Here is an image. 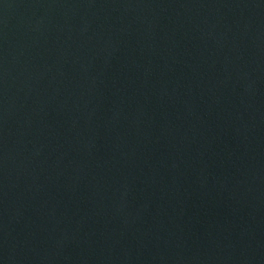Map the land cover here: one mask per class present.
<instances>
[{
  "label": "water",
  "instance_id": "95a60500",
  "mask_svg": "<svg viewBox=\"0 0 264 264\" xmlns=\"http://www.w3.org/2000/svg\"><path fill=\"white\" fill-rule=\"evenodd\" d=\"M0 264H264V0H0Z\"/></svg>",
  "mask_w": 264,
  "mask_h": 264
}]
</instances>
